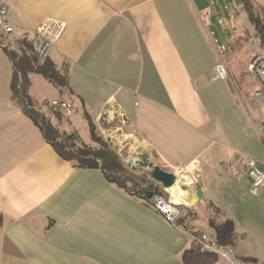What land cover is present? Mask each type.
<instances>
[{
    "label": "crops",
    "instance_id": "crops-1",
    "mask_svg": "<svg viewBox=\"0 0 264 264\" xmlns=\"http://www.w3.org/2000/svg\"><path fill=\"white\" fill-rule=\"evenodd\" d=\"M9 3L17 47L46 20L65 25L48 59L68 73L69 89L61 92L34 74L29 88L34 103L71 104L66 133L76 130L73 112L81 119L86 113L98 128L102 121L122 119L141 140L116 137L115 148L125 138L170 171L193 164L190 174L197 182L178 190L191 211L170 224L148 201L109 183L102 170L79 169L61 159L12 100L13 62L0 49V264H219L218 256L202 251L201 234L246 262L264 264L262 256L255 259L241 246L251 234L244 237V228H238L246 221L251 225L241 217L250 212L248 195L264 192L252 190L246 173L248 135L234 134L223 112L234 94L240 106L234 108L240 114L244 109L264 143L259 134L264 105L247 98L258 82L247 68L251 48L244 32L236 30L226 51L235 58L240 50L234 43L245 46L239 52L246 56L243 69L230 70L232 79L220 81L214 80L219 57L205 0ZM227 82L231 92L220 88Z\"/></svg>",
    "mask_w": 264,
    "mask_h": 264
},
{
    "label": "trees",
    "instance_id": "trees-1",
    "mask_svg": "<svg viewBox=\"0 0 264 264\" xmlns=\"http://www.w3.org/2000/svg\"><path fill=\"white\" fill-rule=\"evenodd\" d=\"M246 7L247 22L253 26L264 43V14L257 0H243ZM248 42V40H247ZM18 49L8 54L13 62L14 74L11 83L12 100L38 126L45 141L63 160L72 162L79 169H100L105 179L129 195L148 201V194L157 189L147 174L137 175L130 172L121 163L116 153L110 149L97 131V126L86 113L91 144L84 143L76 130L65 136V124H69L68 110L44 101L36 104L29 96L30 77L43 76L61 92L69 89V77L66 71L59 70L49 59L40 64L31 39L25 37L17 41ZM228 48V47H227ZM62 102V101H61Z\"/></svg>",
    "mask_w": 264,
    "mask_h": 264
},
{
    "label": "rangeland",
    "instance_id": "rangeland-1",
    "mask_svg": "<svg viewBox=\"0 0 264 264\" xmlns=\"http://www.w3.org/2000/svg\"><path fill=\"white\" fill-rule=\"evenodd\" d=\"M205 2L207 4V6L209 8H211L210 10L212 11V14H213L210 17V23L207 22V24L209 26V34L211 35L212 41H213L215 46H219V47L224 46L227 48V46H229V44H231V42H232V40L236 34V30H238L239 32H241V31L244 32V34L247 38V32H248L249 28L254 29L253 26H251L249 23H247L246 13L244 16H241V17H236V16L232 15L230 10L228 9L226 0H205ZM211 2H213L215 5L214 4L211 5ZM257 2L259 4V6L262 8L263 14H264V0H257ZM213 18H216L215 23L212 22ZM254 31H256V30L254 29ZM14 48H16V50L18 49V47L15 45H14ZM234 48L237 49L238 51L240 50L239 52H241L244 50L245 46L243 44H239V46L237 47L236 44L234 43ZM250 48H251V46H250ZM231 49H232V46H231ZM239 52L237 53V56L235 58H234V55L236 53L234 55H231V53H229L227 55L225 53V56L222 59V61L226 65L227 71H228V78L225 81L232 79L230 77V74H229L230 70L232 73L236 70L238 71L239 69H243V66L241 68V65L243 64L246 56L241 57V53H239ZM250 52H252V48L249 50V54H248L249 56L247 57V59L249 58L247 68L249 67V64H250V61L252 58V54ZM218 62H219V60H218ZM244 70H245V68H244ZM244 70H243V72H245ZM238 76H236V75L234 76L235 80H237ZM243 80H246V79L243 78ZM222 81H224V80H222ZM235 83H236V81H235ZM219 84H220V88H221V86H222V88L224 86H227L229 91L231 92V90H230L231 87H230L229 82L219 83ZM219 84L214 85L213 89L214 90L217 89V85H219ZM236 85H237V83H236ZM237 87L239 90H241V89L243 90V88H241L240 83H238ZM232 96L235 99L234 94ZM234 99H232V98L229 99L228 103L225 101V104H224L225 109L223 112H225L226 114H224V119L228 123V127L230 128V130L232 129L234 134H236V133L242 134V136H244L246 134L248 135V138H246L248 142L244 143V147L246 149H248V152L250 153L248 155L259 160V161H261V162H264V143L258 138V136L254 132V129L252 128V126L247 121V119H246L247 114L244 111V109H242L243 112L240 109V112H241V114H240L234 108L235 106L240 108L238 102ZM216 101H217V99H216ZM218 102H220V101L218 100ZM76 115L77 114H75V112H73V114H72L73 126L75 127V129H76L78 135L80 136L81 140L84 143L91 144V138H90L89 129H88V122L85 119H83V118L81 119L79 116H76ZM244 119L246 121H244ZM231 122H232V124H231ZM235 124H237L238 129H236ZM97 131H98L99 135L103 138V140L108 144L110 149H112L116 153V155L119 157L121 163L124 165L125 168H127L130 172L135 173L137 175L147 174L149 176L150 180L154 183V186L156 187V189H159L165 195L173 193L174 194V200L177 201L178 203H181L182 212L189 215V213L187 211L189 210V212H190L191 209H189V205H187V202L178 199L177 196L175 195L176 191L171 192V191L165 190L160 184L156 183L150 176V173H151L154 166L158 165L162 169L166 170L167 172H171L170 169L163 168L160 165V163L153 157H150V163L152 164L151 168L141 170L140 167L137 165L136 170H133L131 167H128L129 162L131 160L136 161L132 157L133 153L137 154L139 149H141V148H139L138 143H136L137 141L135 143L129 142V144L127 146H124V144H125L124 142H128V141H126L125 138H122L119 140V142L122 144L124 143L123 146H122V144H120L119 148L117 150L115 149V147L117 145V142L115 140L116 137L118 139L120 137L130 138V136H136L137 138H139L136 134H134L132 131H130V129L127 128L125 121L120 119V120L114 121L110 124L107 123V125L104 123V121H102L100 123V127L99 128L97 127ZM70 134L71 133H65L64 135L69 136ZM109 139H111V142L109 141ZM141 150L146 151L144 149V147H142ZM191 170H192L191 168L188 169L187 174L189 176H190ZM196 182H197V180H196ZM191 187H194V186H191ZM183 189H185V188H183ZM253 197L254 198H252L250 195H248V197L246 199V205L248 206V208H246V210L249 209V211H250L247 214V218L241 216L242 218H245V220L248 219V221L251 223V225H249V223L246 221L245 225H241L238 227V228H244V230H241L242 234H244V237H246L245 234L248 235V233H250L251 234V240L248 239L249 236L244 238V240L241 241V243H242L241 246L243 248H244V246H246L248 248L249 254L252 257H256L255 259H259L260 256H262L263 260H264V195H260L259 197H257V196H253ZM184 228L187 230V225L184 226ZM247 228L249 229V231L251 228H253V229H251V232H249V231H247ZM194 232L201 233V230L197 229ZM238 248H239V245H238ZM216 256H218V255L216 254Z\"/></svg>",
    "mask_w": 264,
    "mask_h": 264
},
{
    "label": "built area",
    "instance_id": "built-area-1",
    "mask_svg": "<svg viewBox=\"0 0 264 264\" xmlns=\"http://www.w3.org/2000/svg\"><path fill=\"white\" fill-rule=\"evenodd\" d=\"M226 3L233 16L241 17L245 15L246 7L243 0H226ZM9 4V0H0V49L7 54H10L14 50L12 37L15 31V26L9 19ZM64 30L65 25L62 22L50 19L46 20L31 31V42L40 64H44L47 61L50 51L60 39ZM259 36L260 35L257 34L254 29L249 28L247 32V40L252 48V58L248 71L255 76L258 82V87L254 92L247 94V98L251 99L253 102L260 101L261 105H264V43H262L260 39L261 36ZM226 51V47L217 46L219 62L215 67L214 80H226L228 78L227 67L222 61ZM51 105L61 107L68 111L72 108L71 104L59 100L51 101ZM259 134L264 141V118L260 121ZM244 164L246 167V173L252 181V190L255 193L261 191L264 192V164L252 157H247ZM192 166L193 164L181 165L173 168L171 172L176 176L175 185L179 183L181 188L194 186L196 183L195 178L191 174L190 176L187 174L188 169L193 168ZM182 176H185V184H181V180L179 179V177L181 178ZM148 203L151 204L156 212H158L167 223L175 224L181 216V203L174 200L173 193L165 195L157 189L152 193V196L148 198ZM200 244L203 252L217 254L219 256V264H256L246 262L237 257L232 250L216 245L208 235L201 234Z\"/></svg>",
    "mask_w": 264,
    "mask_h": 264
},
{
    "label": "water",
    "instance_id": "water-1",
    "mask_svg": "<svg viewBox=\"0 0 264 264\" xmlns=\"http://www.w3.org/2000/svg\"><path fill=\"white\" fill-rule=\"evenodd\" d=\"M216 18L212 19V22L215 23ZM124 146H127L129 142H124ZM117 150V148H115ZM141 154H134L132 155L133 160L129 162L128 167H131L133 170H136L137 165L140 167L141 170L148 169L152 167L150 163V155L148 152L141 150ZM151 178L158 184H160L163 188L169 189L173 187L176 183V176L172 172H167L166 170L162 169L160 166H154L151 173ZM186 188V187H185ZM197 189L201 191V187L198 185ZM201 194V193H199ZM152 196V193L148 194V198Z\"/></svg>",
    "mask_w": 264,
    "mask_h": 264
},
{
    "label": "bare ground",
    "instance_id": "bare-ground-1",
    "mask_svg": "<svg viewBox=\"0 0 264 264\" xmlns=\"http://www.w3.org/2000/svg\"><path fill=\"white\" fill-rule=\"evenodd\" d=\"M142 153V151H141V149H139V151H138V153L137 154H141ZM132 161V160H131ZM179 179L181 180V184L182 183H184L185 184V176H182L181 178L179 177ZM186 179H187V177H186ZM181 185H179V183L177 184V185H175V186H173V187H171V188H169L168 189V191H171V192H174V191H176L175 192V195L177 196V198L179 199V198H182L181 197V193H177L178 192V190H182L183 188H181L180 187ZM185 188V187H184ZM186 188H188V186L186 187ZM176 198V199H177Z\"/></svg>",
    "mask_w": 264,
    "mask_h": 264
}]
</instances>
